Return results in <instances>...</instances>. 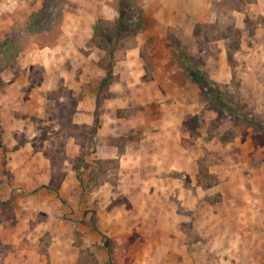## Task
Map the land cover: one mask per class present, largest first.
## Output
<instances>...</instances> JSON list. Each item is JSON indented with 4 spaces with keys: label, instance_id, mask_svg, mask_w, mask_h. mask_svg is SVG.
I'll use <instances>...</instances> for the list:
<instances>
[{
    "label": "crops",
    "instance_id": "obj_1",
    "mask_svg": "<svg viewBox=\"0 0 264 264\" xmlns=\"http://www.w3.org/2000/svg\"><path fill=\"white\" fill-rule=\"evenodd\" d=\"M66 2L82 18L74 17L67 24L63 20L50 48L23 50L17 57L22 64L20 75L13 83L8 80L5 97H0V127L7 143L6 153H0V169L6 172L5 177L0 174V264H75L76 250H70L72 230L90 244L92 264H110L117 257L112 254L108 263L104 236L118 239L122 247L131 234L135 239L143 236L138 224L153 221L163 226L151 236L144 231L145 242L132 252L127 250L129 264H210L206 253L200 256L204 244L198 249L195 242L194 249L182 240V226L195 218L198 230H204L206 223L199 221L206 198L219 194L227 209L238 199L240 184L244 188L251 184L253 193L247 192L244 203L236 201L240 207L229 227L222 229L223 214H209L210 222L217 221L209 226L215 237L210 247L218 255L214 264L249 260L264 264V197L251 180H245L248 169L230 165V180L210 187L199 180L192 172L189 150L180 144L189 139L184 116L190 103L170 92L172 73L159 70L158 57H148L152 63L148 69L139 55L146 40L156 45L164 43L167 31L190 34L197 25L217 21L226 6L221 0H141L149 25L140 28L122 58L105 70L106 63L100 67L102 56L88 43L93 35L90 15L93 20L105 16L108 7L90 6V0ZM228 15L238 28L244 19H258L264 30V0L230 9ZM218 61L221 75L224 68L221 58ZM105 93L112 96L98 98ZM66 103L70 112L64 124L56 110ZM44 104L53 108L50 115H44ZM55 122L66 127L54 139H60L58 153L50 139L40 138L39 130ZM32 142L37 149L33 150ZM79 162L84 169L102 166L91 188L96 208L90 214L80 211L77 200L68 197L69 190L77 188L74 174L83 170L77 167ZM219 168H213L214 174ZM235 175L239 182L234 185ZM195 236L201 238L200 233ZM65 251L72 254L60 256ZM124 255L120 251L118 264Z\"/></svg>",
    "mask_w": 264,
    "mask_h": 264
},
{
    "label": "rangeland",
    "instance_id": "obj_2",
    "mask_svg": "<svg viewBox=\"0 0 264 264\" xmlns=\"http://www.w3.org/2000/svg\"><path fill=\"white\" fill-rule=\"evenodd\" d=\"M44 1L0 0V32L3 30L8 31L27 14L39 10ZM102 4L108 7L105 16H97L93 20L92 15H90V21L93 23V35L88 47L102 56L100 67L103 68V64L106 63L105 70H107L109 65L115 64L122 58L125 47L132 44L130 41L140 28L149 25V19L144 16L141 0H129V9L131 16H133L131 21H126L125 18L128 15H125L120 22H117L118 14L122 15L124 13V9H118V0H90V6L99 7ZM81 6L90 8L89 5ZM71 9H74V6L65 1L62 6V22L64 20L67 24L76 17L82 18L81 14L74 13ZM230 9L232 8L226 6L224 8L226 12H222L217 21L214 20L212 23L193 27L190 32L191 35L187 34L188 31L184 33L182 31H167L164 43L160 42L154 45L152 40H146L139 48V55L148 69L152 65L148 57L152 55L158 57L159 60L155 62V65L159 70H168L172 73L170 85L173 90H170V92H174L173 94L177 98L190 103V111H185L184 116V131L186 130L189 134V139L180 144L184 147V150H189L190 166L192 172L197 173L196 176L199 180L204 181L208 187L217 185L220 181L226 183L231 178L228 173L230 165H237L241 170L248 169L245 172L247 173L245 180H251L254 189L261 194V197H264V30H262L260 24H257L258 19H244L242 28L234 26L228 15ZM28 47L32 50H38L50 48L51 46L42 47L39 44L31 43ZM219 58H221L224 68L223 73H221L222 76L217 74L220 73ZM145 59L148 62H145ZM21 67L22 64L17 59L15 67L0 69V97H5L7 91L4 87L8 80L12 83L16 81L15 79L20 75ZM22 80H24L23 77ZM209 82L218 88L217 92L206 86ZM203 84L206 90L201 88ZM206 93H212L213 96L219 95L220 101L216 104H210L206 98ZM110 96L112 95L105 93L103 95L99 94L98 98L103 97V99H106ZM49 106L44 104L43 113L45 116L50 115L52 112L53 108L51 109ZM69 106L70 104L63 108L60 106L56 110V113L63 117L60 121L64 123L65 120L64 124H66L70 112ZM61 108L62 110H60ZM35 113H39V111ZM14 114L18 115V113ZM56 121H59L57 117ZM65 128L58 127L56 122L47 128L42 126L41 129L39 128L41 130L40 138H43V140L45 138L46 140L50 139L52 147L54 146L58 153L60 139L57 141L54 139L56 136L62 135L61 131ZM67 129L70 136V128ZM5 138L6 136L0 127V153H6L7 151ZM31 144L34 145L33 150L37 149L34 142ZM117 144L120 143L117 142ZM94 150L95 145L90 138V153H93ZM78 164L77 167L82 168L81 163ZM214 167H220L216 174L213 172ZM82 169L81 172L74 174L77 188L69 190L68 197L77 200L80 211L89 212L90 214L96 208L93 201H91V188L94 181L100 176L102 166H99L97 170L92 168ZM5 173L4 168L0 169V174L4 177L6 176ZM194 175L192 173V176ZM240 176H242V172H240ZM234 178L235 183H233L235 185L239 182V178L236 175ZM240 187L241 192L236 201L242 199L244 203V198L248 194L251 196L253 193L250 192L251 184L249 188H244L241 184ZM226 188L230 189V187ZM236 201H234V206H228L226 209L224 203L220 201L219 194L211 195L205 201L204 211L206 214L201 212V221H199L206 223L204 228L206 225L207 227L204 230H198L199 223L195 222V218L187 220L182 226L184 228L182 230L184 235L182 240L184 242L189 243V245L190 243L193 244L192 248L197 242L198 249L203 244L205 245L201 249L203 252L200 253V256L206 253L207 263L214 264V261L218 260V255L216 256L213 252L214 249L210 247L215 237L214 231L209 227L217 221L210 222L209 219L212 216H209V214L213 215L217 212L216 216L223 214L221 219L225 221L222 226L224 230L226 226L229 227L232 224L231 217L236 215V211H238L236 209L240 207L236 206ZM90 223L92 222L88 218L87 227L89 229ZM137 226L139 230L143 229V236H137L135 239L134 234H131L122 247L117 245L118 239H109L104 236L107 243L108 263L111 262L109 256L112 257V254L115 253L113 258L116 256L117 259L115 262H113V259V263L110 264H118L120 251L123 250L126 255L123 256L121 262L122 264H129L131 259L129 254L127 255V250L130 249L131 252L136 250L135 248L140 247V243L143 244L146 240L144 231L147 232V236H151L158 229V226L159 229L163 226V223L153 221ZM132 228L131 233L134 231V226ZM76 233L72 230V243L70 246L71 251L76 250L75 264H92L90 244L84 242ZM199 233L201 234L200 239L195 236ZM114 241H116L115 244ZM134 242H136L135 246ZM73 252L75 253V251ZM70 254L72 253L65 251L60 256L67 257ZM63 260L69 263L68 259ZM196 261L198 262V258ZM245 264H257V262L249 260Z\"/></svg>",
    "mask_w": 264,
    "mask_h": 264
},
{
    "label": "trees",
    "instance_id": "obj_3",
    "mask_svg": "<svg viewBox=\"0 0 264 264\" xmlns=\"http://www.w3.org/2000/svg\"><path fill=\"white\" fill-rule=\"evenodd\" d=\"M66 0H45L39 10L29 13L8 31L0 32V69L15 67L18 55L25 50L31 43H36L42 47H49L55 44L60 34L62 22V6ZM222 3L234 10H239L254 0H221ZM129 0H118V9H124V13L118 14L117 22L123 19L131 21V11ZM203 86V87H202ZM201 88L205 89L203 84ZM212 91L217 92L218 88L207 83ZM208 90V89H207ZM210 92V90H208ZM208 92V93H209ZM206 93V98L210 104L220 101L219 95ZM213 97H215L213 99Z\"/></svg>",
    "mask_w": 264,
    "mask_h": 264
}]
</instances>
